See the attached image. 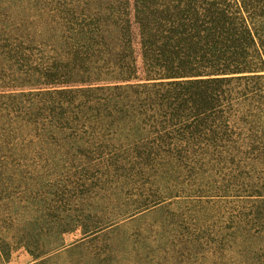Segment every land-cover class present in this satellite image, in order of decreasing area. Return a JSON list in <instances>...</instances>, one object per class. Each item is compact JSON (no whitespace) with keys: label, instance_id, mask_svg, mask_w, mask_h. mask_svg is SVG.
Masks as SVG:
<instances>
[{"label":"trees","instance_id":"obj_1","mask_svg":"<svg viewBox=\"0 0 264 264\" xmlns=\"http://www.w3.org/2000/svg\"><path fill=\"white\" fill-rule=\"evenodd\" d=\"M19 247L264 264V0H0V264Z\"/></svg>","mask_w":264,"mask_h":264},{"label":"rangeland","instance_id":"obj_2","mask_svg":"<svg viewBox=\"0 0 264 264\" xmlns=\"http://www.w3.org/2000/svg\"><path fill=\"white\" fill-rule=\"evenodd\" d=\"M78 235H68L66 237L67 241H71L73 238H76ZM31 261V256L26 252L23 247L14 249L11 252V255L8 258V261L5 264H27Z\"/></svg>","mask_w":264,"mask_h":264}]
</instances>
